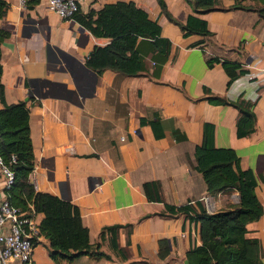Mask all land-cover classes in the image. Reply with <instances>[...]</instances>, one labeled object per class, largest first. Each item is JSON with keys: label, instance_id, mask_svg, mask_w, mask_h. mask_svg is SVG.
Listing matches in <instances>:
<instances>
[{"label": "crops", "instance_id": "1", "mask_svg": "<svg viewBox=\"0 0 264 264\" xmlns=\"http://www.w3.org/2000/svg\"><path fill=\"white\" fill-rule=\"evenodd\" d=\"M6 1L0 18V27L10 32L1 44L4 104L27 101L34 153L30 181L37 191L76 205L90 244L111 257L60 264H183L186 252L199 244L198 225L176 207L206 209L203 197L212 203L208 212L238 203L237 192L206 194L194 155L204 123L214 128V145L234 149L240 167L256 176L263 213L247 225L246 236L259 240L264 264V19L255 10L234 8L233 0H220V9L200 15L212 38L184 36L157 0H123L134 1L161 27L157 45L138 41L142 71L129 77L86 66L93 47L109 39L95 38L42 3L27 9L24 0ZM116 1L80 0V11ZM163 1L179 22L192 14L186 0ZM208 56L239 60L247 73L227 87L222 65L208 67ZM208 96L250 105L256 130L238 137L237 109L212 104ZM5 196L0 173V200ZM42 217L34 214L37 223ZM162 239L170 248L165 259L157 254ZM32 260L57 264L44 236Z\"/></svg>", "mask_w": 264, "mask_h": 264}, {"label": "trees", "instance_id": "2", "mask_svg": "<svg viewBox=\"0 0 264 264\" xmlns=\"http://www.w3.org/2000/svg\"><path fill=\"white\" fill-rule=\"evenodd\" d=\"M157 1L163 14L179 26L184 36L195 34L212 38L213 33L200 15L220 9V0H186L192 14L188 15L184 23L169 13L163 0ZM251 1L260 2L261 5L246 4ZM233 2L234 8L255 10L264 19V0ZM24 4L27 9H32L39 4V0H24ZM7 8V1L0 0V18ZM74 20L95 38L109 39L104 46H94L86 59V66L97 74L112 70L129 77L140 75L143 63L137 50L138 41L147 38L157 45L161 34L160 25L134 1L119 0L106 3L98 10H79ZM9 36L10 32L0 27V156L14 173L12 186L5 189L6 198L24 212L32 209L34 214L43 215L38 227L40 234L49 242V256L55 263L71 262L82 256L110 260L111 257L101 251L99 245L90 244L88 228L83 225L76 205L56 195L37 191L30 181L29 176L34 169V153L27 101L4 104L1 44ZM217 63L222 65L228 77L227 87L247 73L239 60L219 56L206 58L208 67ZM206 99L212 104L230 105L237 109L238 137L248 136L256 130V115L252 107L242 100L228 101L219 96H208ZM157 124L155 122L152 125L155 127ZM213 133V126L204 123L202 141L194 152L195 168L204 180L207 195L237 192L238 203L231 209L218 212H208L203 207L192 213L186 205L176 207V213L187 214L198 225L199 244L186 252L185 259L189 264H263L259 240L246 236L247 225L259 220L263 213L255 191L256 176L251 170L240 167V158L234 149L216 147ZM157 254L160 259L170 254L167 239L158 241Z\"/></svg>", "mask_w": 264, "mask_h": 264}, {"label": "built area", "instance_id": "3", "mask_svg": "<svg viewBox=\"0 0 264 264\" xmlns=\"http://www.w3.org/2000/svg\"><path fill=\"white\" fill-rule=\"evenodd\" d=\"M39 3L70 23L75 22L74 15L80 10V0H39ZM0 173L5 189H9L14 173L1 156ZM200 200L205 202L207 210H211L212 203L207 197ZM41 236L32 209L24 212L12 205L6 196L0 200V264H33V249Z\"/></svg>", "mask_w": 264, "mask_h": 264}, {"label": "water", "instance_id": "4", "mask_svg": "<svg viewBox=\"0 0 264 264\" xmlns=\"http://www.w3.org/2000/svg\"><path fill=\"white\" fill-rule=\"evenodd\" d=\"M183 264H189V263H188V260L185 259L184 262H183Z\"/></svg>", "mask_w": 264, "mask_h": 264}, {"label": "rangeland", "instance_id": "5", "mask_svg": "<svg viewBox=\"0 0 264 264\" xmlns=\"http://www.w3.org/2000/svg\"><path fill=\"white\" fill-rule=\"evenodd\" d=\"M49 249H50V247H49Z\"/></svg>", "mask_w": 264, "mask_h": 264}]
</instances>
